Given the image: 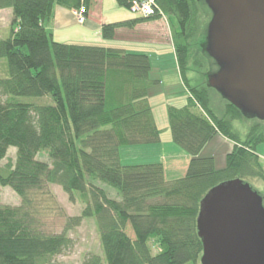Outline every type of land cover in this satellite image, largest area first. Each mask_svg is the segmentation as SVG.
<instances>
[{
    "label": "trees",
    "instance_id": "trees-1",
    "mask_svg": "<svg viewBox=\"0 0 264 264\" xmlns=\"http://www.w3.org/2000/svg\"><path fill=\"white\" fill-rule=\"evenodd\" d=\"M131 1L115 0L127 10ZM199 1L155 0L157 9L149 17L104 23L100 29L101 37L111 40L119 28L161 15L172 19L188 96L166 112L172 141L190 160L184 176L166 180L160 162L127 165L119 156L122 146L160 141L149 103L150 88L158 84L150 78L149 57L102 44L55 41L44 26L54 6L83 8L87 18L92 0H0V10L12 11L9 35L0 39V59H5L0 95L8 97L0 100V162L9 148L16 150L13 161L0 165V187L9 186L20 197L17 205L0 202V264H51L72 246L70 232L85 218L95 220L103 257L92 253L81 264H101L103 258L106 264H199L196 220L204 196L234 178L264 182L257 153L264 121L224 98L222 104L212 101L207 78L217 65L204 56L206 32L194 38ZM43 96L51 102L15 98ZM239 119L252 120L245 134L236 126ZM216 134L233 143L222 168L201 155ZM51 185L71 200L77 194L83 203L59 232L45 228V218L58 208Z\"/></svg>",
    "mask_w": 264,
    "mask_h": 264
},
{
    "label": "water",
    "instance_id": "water-1",
    "mask_svg": "<svg viewBox=\"0 0 264 264\" xmlns=\"http://www.w3.org/2000/svg\"><path fill=\"white\" fill-rule=\"evenodd\" d=\"M211 11L205 51L217 65L208 84L242 113L264 121V0H204ZM200 264H264L262 196L240 178L200 203Z\"/></svg>",
    "mask_w": 264,
    "mask_h": 264
},
{
    "label": "crops",
    "instance_id": "crops-1",
    "mask_svg": "<svg viewBox=\"0 0 264 264\" xmlns=\"http://www.w3.org/2000/svg\"><path fill=\"white\" fill-rule=\"evenodd\" d=\"M111 5V7H107ZM127 9L119 7L115 0H92V6L89 9L88 16L83 24H78L75 20L72 9L64 8L61 6H54L53 14L51 19L44 21L45 28L52 33L53 39L59 42L68 43H95L89 42L95 39L97 43L100 40H104L101 37L100 29L104 23L118 22L128 19H134L137 17L132 16L131 11H125ZM9 12L12 17L11 9H2L0 12ZM110 11V12H109ZM112 11V12H111ZM165 19V23L163 22ZM175 23H173L174 25ZM109 42H114L111 44L103 43L105 46L119 47L129 52H139L144 53L149 57L150 61V78L152 80H158V84L150 88L149 91V103L152 109L151 99L155 93L161 88L167 91H176V95L183 93L184 83L182 81L178 64L176 60V54L173 42V26L172 19L167 16H160L157 19L144 21L136 24L134 28H119L113 39ZM117 43V44H116ZM148 44L149 47L144 46ZM164 46V47H163ZM171 47V48H169ZM163 50L166 56L171 55L173 67L172 69L166 68L164 57H159L160 50ZM152 55H155L156 60L152 62ZM163 60V61H162ZM175 75V80L173 83L167 81L168 75ZM174 79V77H173ZM180 80V81H179ZM186 96H177L178 98H173V101L166 102V109L168 105L172 103H182L185 104L186 98L188 96V91L184 86ZM173 96V95H171ZM170 99V98H167ZM176 105L177 104H173ZM152 114L158 128L161 129L160 141L154 144H141L146 145V147H140L145 150L146 155H153L157 157L158 161L163 166L164 177L166 180H173L184 176L187 165L190 160V156L177 144L172 141L171 133L168 128V124L164 121L163 124H158L156 117ZM233 143L226 139L221 134H216L212 140H210L203 148L201 155L211 156L214 159L216 168H222L225 165V156L232 149ZM120 147L119 156L122 162V150L128 154V150H133L125 146ZM258 153V152H257ZM260 158V157H259ZM178 159L185 161V164L180 163L181 169L183 168L184 174L181 173L180 169L176 168L179 164ZM262 166L264 162L260 158ZM264 167V166H263ZM186 168V169H185ZM170 170H173L174 174L170 175ZM170 175V176H169ZM176 177V178H174Z\"/></svg>",
    "mask_w": 264,
    "mask_h": 264
},
{
    "label": "rangeland",
    "instance_id": "rangeland-1",
    "mask_svg": "<svg viewBox=\"0 0 264 264\" xmlns=\"http://www.w3.org/2000/svg\"><path fill=\"white\" fill-rule=\"evenodd\" d=\"M109 6L111 7V5ZM109 6L107 5V7ZM199 6H200V10L197 13V31L195 33L194 38H196L200 34L202 36L205 35L208 22L211 18V11L206 5L204 0L199 1ZM125 11H130V10H125ZM131 13H132V16L134 17L139 16L138 13H134V12H131ZM11 20H12V17L9 14V12H4V11L0 12V39H4L9 35ZM163 22L165 23V19ZM176 25L178 28L179 25L178 24ZM91 40L93 41H89V42H95L93 44L114 43V42H109L110 40H105V39L103 41L100 40V43H97L95 39H91ZM144 46L149 47L148 44H145ZM163 50L161 49L159 51L160 54H157V56L164 57V61H165L164 65L166 66V68L172 69L173 62H172L171 55L166 56L167 52L165 54ZM204 56L208 57L209 55L204 54ZM209 58L213 60L211 57ZM155 60H156L155 55H152V62H154ZM4 67H5V59L2 58L0 59V77L4 76V72H3ZM188 76H192V74L188 73ZM167 77H168L167 81L169 83H173L174 82L173 80L176 79L175 75H173L172 73L168 75ZM180 83H182V81H180ZM174 95H176V91L172 93V91H167L165 89L162 90L161 88H159V90L152 97L151 105H152L153 113L156 117L157 123L159 125L163 124L164 121H166L168 124V118H167V112H166V102H170V100L173 101V98H175ZM177 96H179V98L180 96L181 97L186 96L184 86H183V93L176 95L175 99L178 98ZM15 98L16 100H19V101L34 102L36 104H47L51 102L50 96L15 97ZM167 98H170V99H167ZM211 98L213 102L215 103L220 102L222 104V101H221L222 96L215 89L211 91ZM6 99H8L7 96L0 95L1 101H6ZM173 104H177V106H181L182 103H172V105ZM251 122L252 120H249V119H239L235 123L237 127L244 129V134H245V132L247 131V127L251 124ZM168 128H169V124H168ZM122 147L124 148L125 146H122ZM140 147H146V145L139 144V145L127 146V148L133 149V150H128V154H126L124 150H122V158H123L122 163L130 165V164H141V163H147V162L149 163V162L158 161L157 157H153V155H146L147 152L145 150L143 151L140 150V149H143ZM15 152H16L15 148H9L5 159H3L0 162V165H4L8 160L13 161L15 159ZM257 152L259 154V157L264 162V143H261L257 146ZM38 157L43 160L47 159V155L45 153H40ZM178 162L179 164H177L176 168L180 169L181 173L184 174L183 168L181 169L180 163L185 164V161L183 159L182 161L178 159ZM170 172H171L170 175L174 174L173 170H170ZM247 182H249V184L255 191L259 192L260 194L264 196V182L263 181L259 179H247ZM96 184L100 186L101 188H103L109 196L111 197L117 196V192L115 191V189L110 187L109 185L101 181H96ZM50 189L56 199L58 208L54 209L52 211L53 213H51L49 217L45 218L46 219L45 228L47 231L59 232L67 216H76L80 214L83 208V203L80 201L77 194L74 195L73 200H71L68 194H66L58 185H51ZM0 202L3 204L17 205L20 202V197L9 186H4V187H0ZM69 236L71 237L73 241L72 246L69 247L66 251H64L61 255L56 256L51 264H81L82 260L92 253L99 254L100 256H102V251L100 248V243L98 239V234H97V229H96L94 218L83 219L81 224L70 232ZM101 264H106V261L104 258L102 259ZM186 264H193V263L189 262Z\"/></svg>",
    "mask_w": 264,
    "mask_h": 264
},
{
    "label": "built area",
    "instance_id": "built-area-1",
    "mask_svg": "<svg viewBox=\"0 0 264 264\" xmlns=\"http://www.w3.org/2000/svg\"><path fill=\"white\" fill-rule=\"evenodd\" d=\"M157 9L155 0H132L130 10L131 12L138 13L142 17H149L154 13V10ZM73 14L76 18V21L80 24H83L86 20L84 16V9L80 8L74 10Z\"/></svg>",
    "mask_w": 264,
    "mask_h": 264
}]
</instances>
